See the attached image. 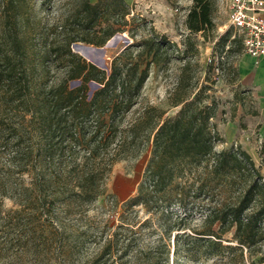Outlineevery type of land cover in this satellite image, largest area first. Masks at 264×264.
Segmentation results:
<instances>
[{"label":"trees","instance_id":"16d2710c","mask_svg":"<svg viewBox=\"0 0 264 264\" xmlns=\"http://www.w3.org/2000/svg\"><path fill=\"white\" fill-rule=\"evenodd\" d=\"M57 1L36 0L37 13ZM69 1L50 27L37 23L29 30L18 10L22 0L2 6L0 143L13 145L8 158L13 171L7 178L11 192L4 195L21 207L17 213L37 222L44 219L58 231V209L67 217L85 214L105 194L112 166L138 159L151 145L137 193L124 203L127 211L141 205L147 217L130 218L125 211L101 255L115 250L116 264H159L161 249L169 260L173 236L175 262L180 256H225L231 264H264V175L240 145L216 149L225 139L215 122L220 101L208 93L212 87H198V82L189 90L180 86L170 104L180 106L174 115L165 117L167 110L147 106L127 121L152 66L170 63V51L177 46L155 31L139 37L143 24L129 27L144 20H128L125 0ZM217 1L194 0L187 19L191 32L215 26ZM125 32L133 42L113 58L109 69L71 48L77 41L104 46ZM232 32L228 28L215 41L219 63L222 53L243 49L236 35L231 43L238 49L225 50ZM38 37L41 49L32 42ZM190 65H184L183 73ZM15 174L29 177V183H14ZM196 215L198 228L190 229ZM148 224L161 229V235L154 246L140 248L134 245L135 236ZM119 230L132 235L122 240Z\"/></svg>","mask_w":264,"mask_h":264},{"label":"rangeland","instance_id":"374dc122","mask_svg":"<svg viewBox=\"0 0 264 264\" xmlns=\"http://www.w3.org/2000/svg\"><path fill=\"white\" fill-rule=\"evenodd\" d=\"M35 1L22 0L18 8L24 14L28 30L37 23H40L42 27H50L70 3L69 0H58L51 9L38 14L39 9L35 7ZM90 1L96 3L98 0ZM125 1L131 12L128 20L132 21L133 16L144 20L132 22L129 27L132 28L135 23L141 22L143 27L139 37L149 36L152 31H155L177 46V49L170 51V63L152 66L141 100L130 113L127 121L138 117L147 106L167 110L165 117L174 115L180 109V106L170 107L175 92L180 86H185L189 90L197 82L198 87L204 83L211 86L212 89L208 93L214 94L220 101L219 112L215 119L218 130H221L224 123L238 116L239 112H242L241 114L256 112L255 97L248 92L244 93L245 90L242 89L236 76L235 70L239 58L244 54L243 49L240 53H222L221 63H219V52L215 53V41L229 28L228 11L221 0L217 1L213 15L215 26L199 33H193L187 27L188 14L194 5V0ZM8 3L10 4L9 0H0V15L4 12L2 6ZM236 35L233 30L226 44V51L229 48L238 49V45L233 46L231 43ZM116 36L118 38L113 40ZM114 37L110 39L111 43H106L104 46H95L82 41L74 43L91 46L89 48H102L104 55L98 65L109 69L113 58L133 42L127 32L118 33ZM32 42L38 49L42 48L39 37ZM85 50L86 54L83 56L86 57L88 50ZM189 62L190 67L183 73L184 65ZM71 84L74 86L78 82ZM232 146L237 145H226L225 140L223 143H218L216 149L221 150ZM12 147V143L9 146H5L3 142L0 143V264H116L119 256L115 250L112 255H101V250L113 238L114 232L118 231L121 215L125 211L130 218L137 216L142 220L147 217V212L141 205L127 211L124 209V203L137 193L151 156V145L146 147L138 159L121 160L112 166L105 194L99 197L95 205L87 208L85 214L67 217L58 209L56 212L59 213V221H56L55 225L58 231H52V226L44 219L37 222L17 213L21 207L4 195V192H11L7 178L9 173H12L10 170L13 171L8 162ZM11 181L24 182L26 185L29 183V177L23 176L19 179L15 174ZM173 209L179 211L178 208ZM199 217L196 215L195 221L189 223L190 229L198 228ZM190 229L187 228V231L190 232ZM140 231L135 236L134 243L140 248L154 246L161 235V229L153 224L144 226ZM119 233H122L120 235L122 240L132 235L123 230H119ZM227 237L230 238L231 235ZM170 245L169 260H166L164 249H161L158 254L159 264H231L225 256L214 259L180 256L175 262L173 236Z\"/></svg>","mask_w":264,"mask_h":264},{"label":"crops","instance_id":"0c3cea01","mask_svg":"<svg viewBox=\"0 0 264 264\" xmlns=\"http://www.w3.org/2000/svg\"><path fill=\"white\" fill-rule=\"evenodd\" d=\"M237 68L242 89L255 97L256 112L237 113L238 116L224 123L219 131L226 145H240L247 151L257 165H261L264 175V57L256 63L253 57L243 54Z\"/></svg>","mask_w":264,"mask_h":264},{"label":"built area","instance_id":"2783aa9c","mask_svg":"<svg viewBox=\"0 0 264 264\" xmlns=\"http://www.w3.org/2000/svg\"><path fill=\"white\" fill-rule=\"evenodd\" d=\"M228 11L229 28L242 39L243 53L256 63L264 57V0H221Z\"/></svg>","mask_w":264,"mask_h":264},{"label":"bare ground","instance_id":"6f19581e","mask_svg":"<svg viewBox=\"0 0 264 264\" xmlns=\"http://www.w3.org/2000/svg\"><path fill=\"white\" fill-rule=\"evenodd\" d=\"M74 47H75L76 51H78L82 55L86 54V50L85 49H87L88 53H87L86 57H90L93 61H100V58H102L101 55L95 54L94 48H89V47L84 46L82 44H75Z\"/></svg>","mask_w":264,"mask_h":264},{"label":"water","instance_id":"95a60500","mask_svg":"<svg viewBox=\"0 0 264 264\" xmlns=\"http://www.w3.org/2000/svg\"><path fill=\"white\" fill-rule=\"evenodd\" d=\"M117 38H118V36L114 37L113 40H115V39H117ZM109 43H111V40L107 42V44H109ZM75 44H76V43L73 44V51H74L75 53L80 54L78 51H76V49H75V47H74ZM88 47H91V46H88ZM94 50H95V54L101 55V56L103 57V55H104V50H103L102 48H94ZM80 55L83 56L82 54H80ZM83 57H84L85 59H87L88 61H90L91 63H93V64H95V65L101 67V66L98 65V64H99V62L101 61L102 58H100V61H93L90 57H85V56H83ZM101 68H104V67H101ZM104 69H106V68H104Z\"/></svg>","mask_w":264,"mask_h":264}]
</instances>
